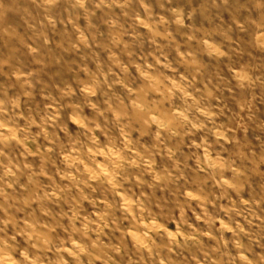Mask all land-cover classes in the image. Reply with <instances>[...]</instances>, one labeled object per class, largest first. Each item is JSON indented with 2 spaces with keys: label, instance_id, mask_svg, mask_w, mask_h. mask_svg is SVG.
<instances>
[{
  "label": "clouds",
  "instance_id": "obj_1",
  "mask_svg": "<svg viewBox=\"0 0 264 264\" xmlns=\"http://www.w3.org/2000/svg\"><path fill=\"white\" fill-rule=\"evenodd\" d=\"M0 264H264V0H0Z\"/></svg>",
  "mask_w": 264,
  "mask_h": 264
}]
</instances>
